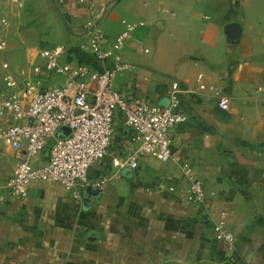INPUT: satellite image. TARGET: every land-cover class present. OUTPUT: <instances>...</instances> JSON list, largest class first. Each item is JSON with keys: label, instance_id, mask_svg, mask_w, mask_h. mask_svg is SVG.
Returning <instances> with one entry per match:
<instances>
[{"label": "crops", "instance_id": "crops-1", "mask_svg": "<svg viewBox=\"0 0 264 264\" xmlns=\"http://www.w3.org/2000/svg\"><path fill=\"white\" fill-rule=\"evenodd\" d=\"M54 2L69 39L88 20L108 40L122 18L136 22L118 50L124 67L114 87L160 105L176 81L185 119L169 130V159L143 154L117 171L110 159L128 152L130 133L115 114L106 152L87 170L89 180H106L83 186L78 199L49 179L8 195L17 149L0 140V264H264V0ZM230 21L239 26L233 38ZM31 47L30 63L39 46ZM1 59L19 76L29 70ZM8 121L0 116V126ZM184 160L206 209L184 201ZM216 220L232 233V249L214 236Z\"/></svg>", "mask_w": 264, "mask_h": 264}, {"label": "built area", "instance_id": "built-area-1", "mask_svg": "<svg viewBox=\"0 0 264 264\" xmlns=\"http://www.w3.org/2000/svg\"><path fill=\"white\" fill-rule=\"evenodd\" d=\"M120 21L121 29L111 40L91 20L73 37L74 46L91 54L99 67L77 62L63 43L36 47L34 61L24 76H19L7 60H0V116L9 119L0 126V140L17 149L12 173L5 181L8 195L21 197L33 180L57 181L75 199L83 186L103 184L106 177L89 180L87 170L105 154L115 114L130 133L128 152L110 159L115 170L135 167L143 154L169 159V130L185 119L177 107L180 89L176 81H171L167 105L162 106L132 93L122 94L114 87V76L124 67L118 50L137 26L132 20ZM1 23L7 22L3 19ZM4 46L5 40L0 39V50ZM217 105L227 108V97L219 96ZM61 127L68 132L58 137ZM51 136L54 139L46 147V157L34 164ZM180 170L187 180L184 201L206 209L201 180L185 160ZM213 233L233 248V235L221 220L214 221Z\"/></svg>", "mask_w": 264, "mask_h": 264}, {"label": "rangeland", "instance_id": "rangeland-1", "mask_svg": "<svg viewBox=\"0 0 264 264\" xmlns=\"http://www.w3.org/2000/svg\"><path fill=\"white\" fill-rule=\"evenodd\" d=\"M57 14L54 0H0V39L6 41L0 57H6L14 65L28 68L33 47L50 43L74 46ZM7 20L6 25L1 21Z\"/></svg>", "mask_w": 264, "mask_h": 264}, {"label": "water", "instance_id": "water-1", "mask_svg": "<svg viewBox=\"0 0 264 264\" xmlns=\"http://www.w3.org/2000/svg\"><path fill=\"white\" fill-rule=\"evenodd\" d=\"M225 29H226L225 34L227 35V37L233 38L237 35L239 26H238L237 22L230 21V22H227L225 24ZM167 102H168V100L164 99V102H161L160 105L166 106ZM67 132H68V128H66V127L59 128L58 129V137H63ZM90 188L95 189V187H91V186L87 185V186L83 187V190L89 191Z\"/></svg>", "mask_w": 264, "mask_h": 264}, {"label": "trees", "instance_id": "trees-1", "mask_svg": "<svg viewBox=\"0 0 264 264\" xmlns=\"http://www.w3.org/2000/svg\"><path fill=\"white\" fill-rule=\"evenodd\" d=\"M68 50L77 62L90 64L93 67H99L96 59L91 54L80 50L77 46H70ZM235 261L237 262V264H244L240 259H237Z\"/></svg>", "mask_w": 264, "mask_h": 264}]
</instances>
